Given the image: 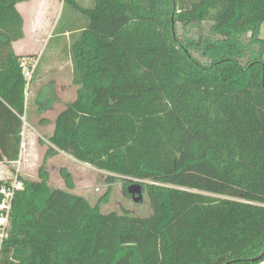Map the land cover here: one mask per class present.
<instances>
[{
  "label": "trees",
  "instance_id": "1",
  "mask_svg": "<svg viewBox=\"0 0 264 264\" xmlns=\"http://www.w3.org/2000/svg\"><path fill=\"white\" fill-rule=\"evenodd\" d=\"M30 1L0 0V163L21 151L27 57L13 44ZM58 1L53 36L80 30L77 97L56 117L39 181L24 179L0 264L264 262V0ZM205 22L196 43L176 31ZM248 33L257 51L244 64ZM47 101L58 102L53 84ZM60 153L142 185L152 217L103 214L50 186L45 164Z\"/></svg>",
  "mask_w": 264,
  "mask_h": 264
},
{
  "label": "rangeland",
  "instance_id": "2",
  "mask_svg": "<svg viewBox=\"0 0 264 264\" xmlns=\"http://www.w3.org/2000/svg\"><path fill=\"white\" fill-rule=\"evenodd\" d=\"M77 1L86 6L91 3L90 0ZM18 8L22 11L21 13L26 22V31L29 36L26 45H32L28 49L31 51L37 50L39 56L27 57L26 59L35 61L37 68L33 76V82L28 89L26 88L25 92L27 115L22 119V134H24L22 140L25 141L26 151L23 153L22 148L20 151V154H23L24 161L22 177L26 180L39 181L40 170L44 165L49 148L48 136L53 131L51 125L44 126L42 121L47 120L54 124L58 114L77 97V87L73 84L71 48L78 39L80 30L77 27L74 30L75 32L65 35L55 34L50 42L39 44L41 37L38 38L39 41H35L32 34L37 31L42 36L52 34L56 28V23L61 18L59 16H62L63 2L43 0L40 6L37 2H26ZM77 17L79 18L76 14L69 15V23H73ZM61 22V27H64V29L69 25L66 19H62ZM211 26L212 23L210 22H205L201 27L178 23L176 24V31L185 43L190 44L196 43L201 35H208ZM250 37V33L240 35V39L249 49L244 64L252 58L253 50L257 51L251 44ZM260 38L264 40V25L261 28ZM55 49L59 51L58 54H55V52L51 54ZM194 57L203 64L209 63L208 58L201 51H194ZM51 84H54L55 96L60 102L55 104L53 111H44L46 112L44 113L42 110L45 103L48 102L47 98L49 97ZM11 166L8 164L4 168L6 176L1 180L11 177L9 171L13 170L12 173L14 172V166ZM45 169L49 175L50 186L85 197L92 205L99 206L103 214H128L140 218H150L153 215L152 206L145 190L143 191L144 200L142 203L134 202L133 197L128 192L131 185L138 183H130L121 176L99 171L88 164L76 161L65 153H60L49 159L45 164ZM66 175L70 177L73 185L72 189L67 184Z\"/></svg>",
  "mask_w": 264,
  "mask_h": 264
},
{
  "label": "built area",
  "instance_id": "3",
  "mask_svg": "<svg viewBox=\"0 0 264 264\" xmlns=\"http://www.w3.org/2000/svg\"><path fill=\"white\" fill-rule=\"evenodd\" d=\"M21 66L23 68L24 78L28 83V89L37 68V64L33 60L25 59L22 61ZM22 136L24 137V134H22ZM21 148L24 153V151H26L24 139L22 140ZM23 163V154H20L18 160L12 162L15 168L11 177L0 180V251L10 237L12 216L17 195L25 189V182L22 177Z\"/></svg>",
  "mask_w": 264,
  "mask_h": 264
},
{
  "label": "crops",
  "instance_id": "4",
  "mask_svg": "<svg viewBox=\"0 0 264 264\" xmlns=\"http://www.w3.org/2000/svg\"><path fill=\"white\" fill-rule=\"evenodd\" d=\"M42 1L43 0H32V1H30V2H37V4L40 6V5H42ZM60 2V1H59ZM26 3V2H25ZM21 4H23V3H20V4H18L17 5V10L19 11V13L22 15V17H23V19H24V38L23 39H21V40H19V41H17V42H15L14 44H13V50H14V52H15V54L17 55V56H20V57H34V56H37V57H39L38 56V52H36L37 50H33V51H31L30 49H28L29 47H32V45H26L27 43V40H28V38H29V36H28V34H27V31H26V22H25V18H24V16H23V14L21 13L22 11H20V9L18 8ZM39 9H41V7H39ZM36 17H38V16H36ZM61 16H59V18H60ZM58 23V22H57ZM57 23H56V25H57ZM38 32V31H37ZM37 32H35V33H33L32 34V38H33V40L35 39V41L36 40H38V38L39 37H41V41H40V43L39 44H45L46 42H50L52 39H53V33H54V31L52 32V34H50V35H48V36H45V35H43L42 36V34H38ZM39 41V40H38ZM49 44V43H48ZM54 52H55V54H58V50H53L52 51V53L51 54H54ZM40 62H41V60H40ZM40 64V63H39ZM47 72V71H46ZM45 72V73H46ZM38 73V72H37ZM52 82H55V81H52ZM54 85V84H53ZM55 87V86H54ZM60 101L58 100V103H59ZM55 107V106H54ZM54 107H52V108H50V109H46V106H44V109L42 110V112H44V111H53L54 110ZM44 113H46V112H44ZM26 117V116H25ZM42 118H45V117H42ZM56 119V118H55ZM55 121V120H54ZM42 125H44V126H46V125H51L52 127H53V130H54V124H52L50 121H47V120H43L42 121ZM53 132V131H52ZM51 136V134L48 136V138ZM8 164H10V165H12L11 167H13L14 165L12 164V162H9V163H6V162H3V163H0V168H1V171H2V175L0 176V180L1 179H4L5 178V176H6V174H5V170H4V168L8 165ZM13 168H15V167H13ZM13 171V170H12ZM12 171L10 170L9 171V173L12 175ZM10 175V176H11ZM10 176H8V177H10ZM7 177V178H8ZM261 264H264V262H262Z\"/></svg>",
  "mask_w": 264,
  "mask_h": 264
},
{
  "label": "water",
  "instance_id": "5",
  "mask_svg": "<svg viewBox=\"0 0 264 264\" xmlns=\"http://www.w3.org/2000/svg\"><path fill=\"white\" fill-rule=\"evenodd\" d=\"M173 31L175 32V26L174 25H173ZM143 191H144V188L140 184H133L130 186V188L128 190L129 194L133 197V200L136 203H142L143 202V200H144ZM263 257H264V254L261 257H259L257 260H260Z\"/></svg>",
  "mask_w": 264,
  "mask_h": 264
}]
</instances>
